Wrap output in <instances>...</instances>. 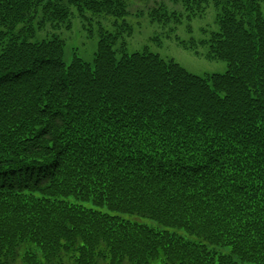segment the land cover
I'll return each instance as SVG.
<instances>
[{
  "label": "trees",
  "instance_id": "16d2710c",
  "mask_svg": "<svg viewBox=\"0 0 264 264\" xmlns=\"http://www.w3.org/2000/svg\"><path fill=\"white\" fill-rule=\"evenodd\" d=\"M171 1L213 5L224 72L127 53L125 0H0V264H264V0ZM71 7L116 19L92 62L33 40Z\"/></svg>",
  "mask_w": 264,
  "mask_h": 264
},
{
  "label": "rangeland",
  "instance_id": "374dc122",
  "mask_svg": "<svg viewBox=\"0 0 264 264\" xmlns=\"http://www.w3.org/2000/svg\"><path fill=\"white\" fill-rule=\"evenodd\" d=\"M125 1L127 3L128 14L124 20L131 27V33L129 35L123 34L122 36L125 40V50L127 53L139 51L146 47L148 50L158 53L161 57L174 59L186 70L196 75L222 73L226 70V62L208 59L206 57L208 45L206 43L205 45L200 44L201 40L207 41L211 33L217 30L215 9L212 4H209L194 16L188 13L181 3H175L171 0ZM152 9H166L169 14L175 13L179 16V22L176 23L173 21V18L168 23L153 21L150 16ZM70 11L69 28L61 26L58 29H53L47 26L44 29L38 30L33 40L49 38L55 34L64 41L63 59L65 64L71 61L73 54H76L85 61L92 62L96 50L99 27L112 31L115 28L114 20L116 19L110 16L93 15L90 12H86L85 16L88 18V24V22L81 20L73 7H71ZM118 23H121V20ZM190 39H193L198 44L196 54L192 50L179 45L180 41L188 42ZM81 203L86 207H94L106 211L105 207L94 206L91 201ZM125 217L157 230H172V228L160 226L154 220L148 218L137 216ZM179 232L186 236L182 230H179ZM186 237L191 238V236ZM219 249L222 253H228L229 251L228 246Z\"/></svg>",
  "mask_w": 264,
  "mask_h": 264
}]
</instances>
